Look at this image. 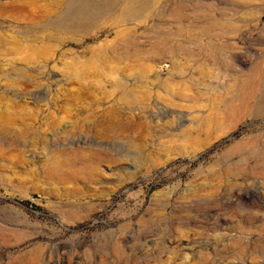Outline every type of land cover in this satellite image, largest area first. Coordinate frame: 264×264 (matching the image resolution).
<instances>
[{"label":"rangeland","instance_id":"374dc122","mask_svg":"<svg viewBox=\"0 0 264 264\" xmlns=\"http://www.w3.org/2000/svg\"><path fill=\"white\" fill-rule=\"evenodd\" d=\"M66 1L0 0V264H264V0H150L130 22L70 12L81 25L31 42V10ZM127 27L135 71L151 69L139 95L163 93L150 82L169 54L217 62L186 71L185 100L137 104L132 142L100 117L125 116L128 60L108 49Z\"/></svg>","mask_w":264,"mask_h":264},{"label":"bare ground","instance_id":"6f19581e","mask_svg":"<svg viewBox=\"0 0 264 264\" xmlns=\"http://www.w3.org/2000/svg\"><path fill=\"white\" fill-rule=\"evenodd\" d=\"M18 2L19 3H17V6L21 9H24V7H26L28 4L27 2L23 1ZM149 4L150 0H67L65 2V13L64 11L60 12L55 3L50 2L48 5L40 6L33 11L31 10L32 17H30L26 22L25 31L28 32V38L31 42H35L39 39L38 34L43 29H46L47 32L45 34L46 39L53 40L55 39V32L60 20L64 21L63 26L65 29H70L75 27L76 25L82 24L78 20L74 21L70 17L67 18L66 14L69 15L70 12L76 15V17H86L87 15H94L98 11H100L102 15L110 12V14L121 17L124 21L130 22L135 19V17L144 15L145 10L146 8H148ZM114 35L116 42L112 44L110 48L108 47V50L111 54L115 55V57L117 58L116 60L120 58H126L128 60L127 67H124L125 69H116L115 72H126L128 77L132 78L126 79L129 81V83L121 81L116 85L115 101L118 103L121 102L124 105L126 110L125 116L122 115V111L119 107L112 104L108 108H106V110L104 109V111L100 112V117L102 118V120L108 122L106 133L116 136L125 134L128 140L132 142L133 134L135 133L136 128L139 125V122L135 114L133 113V108L137 104H139L140 102H152L160 100L167 105H171L172 99L185 100V91L187 89L186 71L192 70L191 73L193 74L196 72H202V70L206 69L205 67H208L211 64L215 66L217 62L215 61L216 63H210L208 61L209 59L207 60L205 57L199 55L195 56L191 54L190 56L188 54H172L171 56V54H169L171 68L168 71L167 76L163 78L160 73L156 72L154 73L153 79L150 82V85L161 90L163 93L161 94L158 91L152 92L148 87L147 90L143 92V94L139 95L136 87L140 83L143 84L147 73L151 69L140 67V70L138 72L135 71L136 68L134 63L138 60L135 54H137L136 49L138 47L135 45L134 37L130 35L128 27L124 30L116 31ZM125 35L126 37L122 39V36ZM157 46L162 47L165 45L158 44ZM6 49H8V47H5L4 35L0 34V54H5ZM153 55L146 54V57H153ZM148 58H145L144 60H147ZM204 73H206V71H204ZM144 87L146 88L145 85ZM215 125H217L216 119H211L209 121L206 120L205 123L200 124L196 128V132H207V130H209L211 127H214ZM116 130L117 132L120 131V134H117ZM187 138L191 139L190 136H188Z\"/></svg>","mask_w":264,"mask_h":264}]
</instances>
